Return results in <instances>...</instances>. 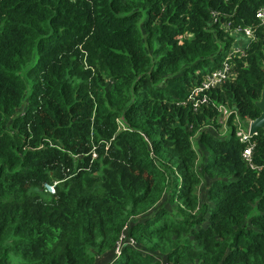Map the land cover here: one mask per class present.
<instances>
[{
  "label": "trees",
  "instance_id": "1",
  "mask_svg": "<svg viewBox=\"0 0 264 264\" xmlns=\"http://www.w3.org/2000/svg\"><path fill=\"white\" fill-rule=\"evenodd\" d=\"M263 3L0 0V264H264Z\"/></svg>",
  "mask_w": 264,
  "mask_h": 264
},
{
  "label": "built area",
  "instance_id": "2",
  "mask_svg": "<svg viewBox=\"0 0 264 264\" xmlns=\"http://www.w3.org/2000/svg\"><path fill=\"white\" fill-rule=\"evenodd\" d=\"M255 20L259 23L262 24L264 23V3L261 4L255 11L254 14ZM234 32H237V34H234L235 37V44L239 43L240 41V37L239 36H243L247 39V43L250 42V40H253L254 38V34L251 28H237ZM241 36V37H242ZM246 45H244L243 47H245ZM241 49L235 48L233 46V51H239ZM232 52H229L226 57L224 58V60L221 62V64L209 71L208 73H206L201 82L200 85L197 87V89L195 90L194 94H198L200 92H203L205 90L214 88L217 85H220L221 83H223L229 76L232 75V68H231V56H232ZM228 114V113H227ZM225 115L224 119H226ZM251 121H248V124L246 127L243 126H238L236 128V137H238V139L243 142L245 144L243 150H242V158L244 160V162L251 168H257L253 165L252 163V155L254 152V143H253V135L252 133L249 132V124ZM47 190L50 192H53L54 189L52 186H47ZM124 245H129V246H134L135 245V241L133 239H126L125 235H122L119 239V241L117 242L115 249L112 253V259L111 260H105L103 262V264H111V262L121 253V250L123 248ZM161 264H170L167 261H164L163 259H160Z\"/></svg>",
  "mask_w": 264,
  "mask_h": 264
},
{
  "label": "water",
  "instance_id": "3",
  "mask_svg": "<svg viewBox=\"0 0 264 264\" xmlns=\"http://www.w3.org/2000/svg\"><path fill=\"white\" fill-rule=\"evenodd\" d=\"M255 105L260 110V113L250 122L249 132L254 133L258 129H261L264 135V91L262 92L260 99L255 101Z\"/></svg>",
  "mask_w": 264,
  "mask_h": 264
},
{
  "label": "rangeland",
  "instance_id": "4",
  "mask_svg": "<svg viewBox=\"0 0 264 264\" xmlns=\"http://www.w3.org/2000/svg\"><path fill=\"white\" fill-rule=\"evenodd\" d=\"M234 34L236 35L237 32H234ZM241 36H242V35H241ZM241 36H239V37L241 38ZM242 37H243V36H242ZM246 41H247V39H246ZM234 47H235V48H238V49H242V48H243V44H241V43H236V44L234 45ZM222 113H223V117H225L227 111L224 110ZM221 123H223L222 126L220 125L221 127H218V128L215 127V128H214L215 130H213V131H216L218 135H223L222 131H225V125H226V123H225L224 120H223ZM234 124L237 125L238 122L235 121ZM239 126H242V125H239ZM243 127H244V126H243ZM220 130H222V131H220ZM225 133H226V131L224 132V134H225ZM197 138H198V135H197V133H196L195 136H194V139H195L196 142H197V140H196ZM193 144H194V146H195V142H194V141H193ZM195 147H196V146H195ZM199 149H200V152H201V151H204L202 147H199ZM197 150H198V148H197ZM198 192H199V196L201 197V201H205V198H206V196H205L206 187L204 186V184H203L202 186L199 187ZM100 264H103V262H100Z\"/></svg>",
  "mask_w": 264,
  "mask_h": 264
},
{
  "label": "crops",
  "instance_id": "5",
  "mask_svg": "<svg viewBox=\"0 0 264 264\" xmlns=\"http://www.w3.org/2000/svg\"><path fill=\"white\" fill-rule=\"evenodd\" d=\"M239 43L243 44V46L246 45V43H247L246 38L241 37ZM105 260H106V258H100L97 264H100V262H104Z\"/></svg>",
  "mask_w": 264,
  "mask_h": 264
},
{
  "label": "flooded vegetation",
  "instance_id": "6",
  "mask_svg": "<svg viewBox=\"0 0 264 264\" xmlns=\"http://www.w3.org/2000/svg\"><path fill=\"white\" fill-rule=\"evenodd\" d=\"M260 113V112H259ZM256 118V117H255ZM259 130H261V129H258L257 131H255L254 133H252V135L253 136H256L257 135V133L259 132ZM263 132V131H262Z\"/></svg>",
  "mask_w": 264,
  "mask_h": 264
}]
</instances>
